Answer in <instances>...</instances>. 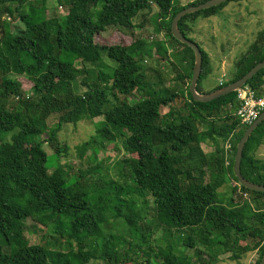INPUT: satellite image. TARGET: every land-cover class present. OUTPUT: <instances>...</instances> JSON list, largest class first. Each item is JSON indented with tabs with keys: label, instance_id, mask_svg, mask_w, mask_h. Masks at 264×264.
I'll return each instance as SVG.
<instances>
[{
	"label": "trees",
	"instance_id": "1",
	"mask_svg": "<svg viewBox=\"0 0 264 264\" xmlns=\"http://www.w3.org/2000/svg\"><path fill=\"white\" fill-rule=\"evenodd\" d=\"M58 1L69 6L67 14L48 18L47 0L40 6L32 0H0V264H132L139 258L145 264H219L220 253L241 261L255 251L260 264L264 193L240 186L234 171L238 143L249 127L235 115L237 92L196 102L190 93L194 52L171 32L180 11L209 0L183 6L155 0L159 32L189 51L188 69L176 71L183 90L159 91L160 96L151 89L146 63L162 53L170 61L174 53L167 42L138 37L130 44L95 42L112 28L134 36V20L152 11L150 0ZM234 1L184 16L180 31L189 39L198 20L219 15ZM263 38L264 32L230 80L213 91L264 60ZM201 50L197 90L206 94L200 83L211 73L210 57ZM250 54L257 56L253 62ZM246 61L251 65L245 68ZM86 66L98 72L93 83ZM82 75L84 91L77 94ZM12 77H25L32 84L30 95ZM246 86L261 96L264 69ZM134 94L142 99L131 105L126 98ZM163 108L168 111L162 113ZM101 117L96 134L77 151L84 158L92 150L97 160L98 152L114 143L123 151L116 162L122 180L104 174L101 164L75 173L61 163L69 150L59 140L64 126ZM51 119L56 121L50 124ZM46 145L55 151V168L48 166ZM263 145L264 121L248 139L241 163L243 177L264 186V160L256 156ZM223 187L232 194L227 204L219 198ZM237 193L249 197L235 204ZM28 221L37 225L33 234L45 230L35 244L27 237ZM161 229L183 239L185 252L172 244L155 247L153 235ZM47 234L53 240L46 241Z\"/></svg>",
	"mask_w": 264,
	"mask_h": 264
},
{
	"label": "rangeland",
	"instance_id": "2",
	"mask_svg": "<svg viewBox=\"0 0 264 264\" xmlns=\"http://www.w3.org/2000/svg\"><path fill=\"white\" fill-rule=\"evenodd\" d=\"M180 5H187L196 0H175ZM152 11L150 13H145L148 15H139L135 20L134 24L137 29L133 31L134 36L117 28H112L107 30L102 35L96 37L95 42L100 45L112 46L116 44H130L133 41V37L144 38L145 40H161L162 42H167L170 52L174 53L170 57V61L166 62V56H159V60L152 59L146 63V66L152 70L148 72V80L151 85L153 92L160 96L159 91L163 94L174 93L182 91V83L180 81H175L177 72H185L188 69L187 59L189 51L186 50L182 45L175 43L170 40L165 34V32H159L157 25V13L159 11L155 0H150ZM32 3L40 6L42 5V0H32ZM47 16L48 18L60 17L67 14L69 6L66 4L59 3L58 0H47ZM147 11V10H146ZM145 11V12H146ZM143 13V12H142ZM17 28H23L24 26L20 22L14 23ZM140 26V27H139ZM264 32V0H236L229 3L219 15L200 19L197 21L193 30L189 35V39L193 40L199 47H201L210 57L211 73L204 78L200 83V89L202 91L209 93L212 92L220 82L226 83L230 80L232 73L235 71L236 64L240 61L241 57L247 54L250 50L252 44H254L259 35ZM264 40V38H263ZM257 57L254 55H249L251 61ZM190 58V57H189ZM248 58V59H249ZM106 64L110 67L116 68V64L112 61L106 60ZM251 65L250 61H246L243 67ZM89 71L87 80L93 83L98 73L96 70L92 72L90 66H86ZM92 72V73H90ZM82 75L79 77L77 84L75 85V90L77 94H81L84 90L81 88L80 83L82 80ZM18 79L24 92L31 93L32 84L26 80L25 77H12ZM126 98L129 104H135L142 98L141 95ZM262 95L264 96V88L262 90ZM177 106L180 105L178 100L175 103ZM109 108L106 107L105 111ZM167 108L162 109V113H166ZM56 120L51 119L50 124H53ZM103 121V117L95 119L93 121L85 120L81 121L77 125L68 124L65 125L63 131L59 134V140L61 146H68V155L63 154L61 158L62 164H68L73 168V171L77 173L81 170H88L90 167L101 164L103 167V173L109 174V177L115 180H122V177L118 173V168L116 162L123 158V151H117L116 145L114 143H107L105 150H100L97 155V160L93 158V151L90 150L86 153L84 158H80L77 146L89 140L91 136L96 134V125L98 122ZM231 143V142H230ZM119 146V145H118ZM205 148V147H204ZM45 149L49 155L48 166L50 168H55V161L53 159V154L55 151L48 145ZM205 152L213 154L214 150L211 147H206ZM256 156L264 160V145L260 147L257 151ZM234 186V185H233ZM227 189V190H226ZM232 197L230 191L227 187H223L219 191V198L228 203V199ZM249 197V196H248ZM247 195H242L237 193L234 195L235 204L243 202ZM150 200H152L150 198ZM34 225L31 221H28L27 227V237L32 244L39 241V237L44 235V231H37L36 234L30 232L34 230ZM37 229V227H36ZM51 235H46V241H51ZM0 240L2 238L0 237ZM128 240L131 239L128 237ZM153 241L155 247H166L169 244L176 246L182 252H185V247L183 246V239L178 240L176 236L165 234L162 229L155 230L153 235ZM196 245H200L196 239ZM230 254L220 253V263L219 264H256L259 258L258 251L249 253L243 257L241 261H232L229 259ZM144 260V259H143ZM141 258L137 260V263L132 264H145ZM104 264V263H97ZM130 264V263H128Z\"/></svg>",
	"mask_w": 264,
	"mask_h": 264
},
{
	"label": "water",
	"instance_id": "3",
	"mask_svg": "<svg viewBox=\"0 0 264 264\" xmlns=\"http://www.w3.org/2000/svg\"><path fill=\"white\" fill-rule=\"evenodd\" d=\"M228 0H209L205 3L196 5V6H190L185 8L184 10L180 11L173 19L172 25H171V32L173 37L180 43L190 47L195 55V65L193 69V76L190 84V93L193 97V99L196 102L201 103H208L212 102L220 97L226 96L228 94H231L233 92H236L240 88L247 85V83L254 78L262 69H264V60L260 63H258L254 68H252L247 74H245L241 79L210 93L206 94H200L197 90L198 82L201 77L202 73V67H203V53L201 48L193 41L188 39L183 35V33L179 29V22L180 20L190 14H194L196 12L207 10L213 7L220 6L224 3H226ZM264 121V111L260 115V117L252 124L250 125L247 130L245 131L243 137L241 138L240 142L237 146V151L235 155V164H234V171L235 175L238 179L239 185L249 189L251 191L261 192L264 193V186L252 183L248 180H246L241 172V163L243 158L244 149L246 146V143L248 139L250 138L251 134L254 132V130L258 127V125ZM260 264H264V256L260 262Z\"/></svg>",
	"mask_w": 264,
	"mask_h": 264
},
{
	"label": "built area",
	"instance_id": "4",
	"mask_svg": "<svg viewBox=\"0 0 264 264\" xmlns=\"http://www.w3.org/2000/svg\"><path fill=\"white\" fill-rule=\"evenodd\" d=\"M220 85H223V82H220ZM236 92L239 106L235 111V115L242 124L250 126L264 111V96L258 95L256 91L247 86L240 88ZM226 148L230 150L231 144L227 143Z\"/></svg>",
	"mask_w": 264,
	"mask_h": 264
},
{
	"label": "crops",
	"instance_id": "5",
	"mask_svg": "<svg viewBox=\"0 0 264 264\" xmlns=\"http://www.w3.org/2000/svg\"><path fill=\"white\" fill-rule=\"evenodd\" d=\"M192 3V2H191ZM183 6V5H182ZM206 93V92H205ZM232 143V142H231ZM212 149V148H211ZM233 185H235V184H233Z\"/></svg>",
	"mask_w": 264,
	"mask_h": 264
}]
</instances>
